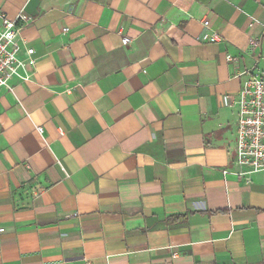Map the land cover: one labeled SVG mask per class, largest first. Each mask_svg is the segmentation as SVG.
Listing matches in <instances>:
<instances>
[{"label":"crops","instance_id":"0c3cea01","mask_svg":"<svg viewBox=\"0 0 264 264\" xmlns=\"http://www.w3.org/2000/svg\"><path fill=\"white\" fill-rule=\"evenodd\" d=\"M20 11L32 64L0 89V264H264V173L223 174L222 104L264 72V0H0Z\"/></svg>","mask_w":264,"mask_h":264},{"label":"built area","instance_id":"2783aa9c","mask_svg":"<svg viewBox=\"0 0 264 264\" xmlns=\"http://www.w3.org/2000/svg\"><path fill=\"white\" fill-rule=\"evenodd\" d=\"M28 1V0H27ZM33 20L22 11L14 20L8 19L0 12V89L7 88L12 79L22 76L31 60H21V31L25 25L31 24ZM203 27H208V21H203ZM199 41H218L215 34L203 33L198 37ZM130 41L122 39V45L126 46ZM252 47L258 43L252 41ZM33 49H27L26 55L30 56ZM227 63H235L236 59L230 55L226 56ZM241 79L240 88L236 96H222V104L225 107L236 109V131L234 157L230 166L223 171V174H230L246 182L251 177L264 173V72H255L245 69L236 75ZM39 132L42 130L39 128ZM1 231V230H0Z\"/></svg>","mask_w":264,"mask_h":264}]
</instances>
